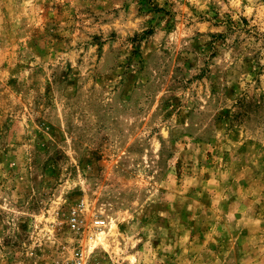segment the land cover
I'll use <instances>...</instances> for the list:
<instances>
[{"label":"rangeland","instance_id":"obj_1","mask_svg":"<svg viewBox=\"0 0 264 264\" xmlns=\"http://www.w3.org/2000/svg\"><path fill=\"white\" fill-rule=\"evenodd\" d=\"M74 248L264 264V0H0V264Z\"/></svg>","mask_w":264,"mask_h":264},{"label":"built area","instance_id":"obj_2","mask_svg":"<svg viewBox=\"0 0 264 264\" xmlns=\"http://www.w3.org/2000/svg\"><path fill=\"white\" fill-rule=\"evenodd\" d=\"M105 222L103 220H94V227H101ZM71 228L75 231L80 229V225L77 222H73L71 224ZM53 264H89L84 256V253L79 248H74L68 255L64 254L57 260L53 262Z\"/></svg>","mask_w":264,"mask_h":264}]
</instances>
